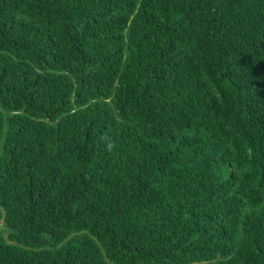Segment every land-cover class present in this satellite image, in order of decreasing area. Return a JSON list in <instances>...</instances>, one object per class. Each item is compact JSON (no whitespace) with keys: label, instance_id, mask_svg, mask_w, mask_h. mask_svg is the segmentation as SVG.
<instances>
[{"label":"trees","instance_id":"obj_1","mask_svg":"<svg viewBox=\"0 0 264 264\" xmlns=\"http://www.w3.org/2000/svg\"><path fill=\"white\" fill-rule=\"evenodd\" d=\"M0 264H264V0H0Z\"/></svg>","mask_w":264,"mask_h":264}]
</instances>
